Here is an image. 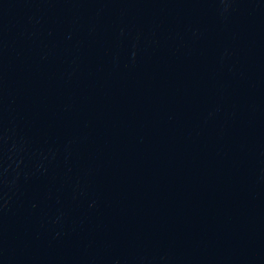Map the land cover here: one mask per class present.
<instances>
[{"label": "water", "instance_id": "1", "mask_svg": "<svg viewBox=\"0 0 264 264\" xmlns=\"http://www.w3.org/2000/svg\"><path fill=\"white\" fill-rule=\"evenodd\" d=\"M0 264H264V0H0Z\"/></svg>", "mask_w": 264, "mask_h": 264}]
</instances>
